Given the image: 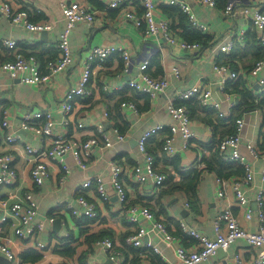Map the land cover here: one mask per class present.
<instances>
[{"label":"crops","instance_id":"0c3cea01","mask_svg":"<svg viewBox=\"0 0 264 264\" xmlns=\"http://www.w3.org/2000/svg\"><path fill=\"white\" fill-rule=\"evenodd\" d=\"M9 1L16 9H28L31 20L49 22L53 28L43 35L42 32H31L12 24L0 11V133L2 138L8 134L17 137L14 143H1L0 154L12 153L13 165L18 172L16 184L6 186L0 191V200L23 202L24 194L32 192L37 209V215L32 223L45 224L43 231L37 230L20 236L13 225L12 218L8 217L6 222L0 223V239L10 240L19 264H86L89 261L97 264H133L127 252L131 253L132 247L136 246L128 244L126 237L139 227H149L150 222L142 220L138 224H132L128 220L126 211L110 183L112 163L117 162L125 170L123 179L128 191L129 203L149 208L174 235V240L170 242L162 240L161 234L153 235L152 242L159 251L154 249L155 253L152 255L146 251L139 264H181L176 257V249L179 246H191L195 242L183 231L182 222L210 237L215 236L214 221L222 207L218 196L217 176L212 171L202 170L194 194L176 192L160 195L162 187L155 186L153 178L147 175L145 157L138 150V138L151 126L173 123L174 119L167 107L169 100L175 94L195 84L210 88L215 98L223 103L222 118L225 121L216 129L217 132L227 129L226 127L231 128L233 121L229 117L232 113L229 110V98L233 99L237 96L238 104L240 95L227 90L230 84L226 88L222 87L214 73V63H227L228 58L234 55V64L230 63L232 69L237 71L240 77L246 74L256 62L252 60L251 53H245L246 39L243 42H236L230 55L220 52L219 47L230 40L228 33L246 27L250 30L252 25L247 23L241 15L226 18L224 4L217 3L216 6L210 7L201 5L195 0H183L191 7L196 19L204 23L211 32L209 35L200 31L188 19L194 29L202 32L204 38H209V44L204 46L200 42L201 49L198 52H187L180 45V42L184 40L178 35L181 32L178 19L175 22L171 21L163 9L164 6L171 5L170 0H156L159 4L155 19L170 22L177 40L174 44L170 43L161 31L146 35L142 29L136 27L133 21L124 19L122 16L125 5L109 8L110 0H77L92 7L97 12L98 19L92 26L84 22H79L75 26L69 39L73 53L71 65L45 85L24 84L18 79H13L1 67L2 61L11 58V52L4 46L3 41L16 40L19 43V50L34 53L43 63L57 57L59 36L65 27L66 20L60 7L62 0ZM249 5L251 7L257 3L251 2ZM262 6L264 8V3ZM134 7L137 13H142L143 9L139 4ZM239 8L241 7H236V10ZM106 44L122 46L131 51L129 71L125 70L123 59L119 54H113L103 65L92 64V77L89 83L91 95L77 99L73 111L66 114L60 103L67 90L79 81L80 71L89 51L95 46ZM145 61H148L145 73L151 77H163L170 73L173 67L180 70V75L171 73L168 76V86L157 96L135 93L134 89L129 87V81L140 73V65ZM239 80L245 86L250 88L252 86L255 96V106L243 112L242 115L245 119V128L242 133L243 143L240 147L251 169L257 173L254 182L246 189L250 206L255 210L257 208L256 194L264 186L258 176L264 170V106L259 105L264 92H259V83L251 75L243 76ZM122 98L135 103L136 111L124 110L121 104L120 106L118 104L116 108L117 101ZM36 110L51 111L54 122L51 135L38 136L22 129L23 116ZM118 110L121 118L117 119L114 115ZM6 114L11 121L10 128H3L1 124ZM191 119L190 129L196 134L193 144L186 146L184 137L179 134L173 142L175 153L167 157L164 151L159 149L158 159H156L157 171L166 175L170 173L176 181H180L191 169L202 166L197 162L198 147L203 146L205 153L208 154L210 152L207 150L208 143L215 134L203 110L196 112ZM39 122L43 123L44 120L41 119ZM99 126H102L104 134L109 137L112 145L105 147L102 143L93 147L86 169L74 167L75 161L71 155H68L66 162L73 171L64 182H61L62 167L57 163H50L48 181L41 186L35 184L31 177L33 157L27 154L26 145L41 149L48 148L52 145L54 138L61 134L81 141L94 136L101 137L98 131ZM116 130L125 135L124 140L116 138ZM248 143L259 148L261 152L259 157L249 152L246 147ZM150 148H157V143L155 141L149 143L148 149ZM171 157L179 160L177 166L171 162ZM137 171L147 176L145 183L136 180ZM96 176L103 177L109 199L103 200L97 192L96 185L92 184L86 190V196L95 204L97 217L90 219L74 215L71 207L77 205L75 199L80 186L84 181ZM238 179L237 176L225 179L227 200L232 204V211L241 226L254 231L258 227L257 218L246 219V209L238 206L235 199L234 184ZM52 216L55 219L49 223L48 219ZM57 219L61 220L60 226L54 224ZM179 232L183 235L180 236ZM92 235H101V238L92 241ZM106 237L112 240L115 249L122 252L119 259H111L109 252L101 244L100 241ZM147 240L148 238H144V242ZM38 242L45 243L43 249H39ZM66 246H72L75 249L72 257L59 252ZM39 250L43 252L39 260L24 259V255L28 256L30 251L39 252ZM235 254H241L243 258L249 259L255 254V250L245 240L238 239L231 245L228 252L218 250L203 264H232L231 259ZM0 264L14 263L7 256L0 254Z\"/></svg>","mask_w":264,"mask_h":264},{"label":"built area","instance_id":"2783aa9c","mask_svg":"<svg viewBox=\"0 0 264 264\" xmlns=\"http://www.w3.org/2000/svg\"><path fill=\"white\" fill-rule=\"evenodd\" d=\"M201 5L214 7L217 5L218 0H195ZM257 3V5L251 6L250 3ZM171 5L178 6L183 12H185L192 25L200 31L211 35L209 28L199 22L192 13L191 7L179 0H170ZM264 0H228L224 8V14L226 18L241 15L247 23H250L258 32L259 39L264 44V8L262 4ZM139 4L142 7V13H137L134 5ZM158 1L156 0H110L108 2L109 8H117L125 5L123 18L134 22L136 27L142 29L146 35L154 34L161 31L170 43H176L175 34L172 31V27L169 21L161 20L156 21L155 12L157 10ZM62 15L66 20L65 27L60 32L58 41V55L55 59H50L45 68H42V63L39 61L34 53H24L19 50V43L16 40H5L3 44L11 52V58L2 61L1 67L4 71L9 73L13 79H18L24 84H37L45 85L50 82L55 76L63 73L72 63L73 53L70 49L69 39L74 31L75 26L79 22H84L88 26H92L98 19L97 12L92 7L82 4L77 0H62L61 4ZM236 7H241L236 10ZM241 9V12H240ZM0 11L7 17V19L16 26H21L26 30L35 33H41L44 31H51L53 26L49 22H35L30 18V12L26 8L16 9L9 0H0ZM248 28H241L238 31L228 33L229 41L219 47V51L230 55L235 47L236 42L245 41ZM237 37V38H236ZM181 47L189 51H199L201 44L198 42H180ZM119 54L124 62L125 70L129 71L131 63V51L128 48L122 46H115L113 44H106L93 47L84 61V65L80 71L79 81L71 86L63 100L60 103L62 110L68 114L73 111L75 102L79 98L88 97L91 95L89 83L92 77V64L98 63L103 65L113 55ZM148 66V61H145L140 65V73H138L133 79L129 81V87L134 89L138 93L150 94L157 96L161 92H164L169 84L168 76L172 73L177 76L180 75V70L177 67H173L170 73L167 75L154 78L145 73ZM264 57L257 60L253 67L242 76H252L257 79L260 86V93L264 92ZM214 73L218 77V82L223 88H226L228 84L237 82L240 78V74L233 70L229 63H214ZM252 89V86H251ZM196 98L201 106L209 109L217 110L220 115L222 113L223 103L215 98L212 90L208 87H202L199 84H195L188 87L179 93L175 94L168 103V111L174 122L168 125L157 124L147 128L138 138V150L145 157V169L147 175L152 177L155 186L164 185L167 175L160 173L156 169V158L154 155L148 152V143L162 130L168 128L170 130L169 135L165 136L162 150L168 156L175 153L173 145L177 135L181 134L186 142V146L193 144L192 141L196 139V134L190 129L192 124L191 114L187 106L179 104L182 101ZM237 105V96L233 99L229 98V110L233 111ZM121 107L124 110L136 111V104L131 101H123ZM232 114V113H231ZM231 116V115H230ZM229 116V117H230ZM223 117V116H222ZM41 119L44 122H39ZM235 133L227 136L219 143V148L222 153H228L226 156L227 162H238L245 167L244 176L239 177L234 184V194L237 205L246 209V219L251 220L256 217L258 220V227L252 231L241 226L238 218L232 211V204L227 200L226 192V180L223 178H217L218 182V196L222 203L220 211L216 214L214 221L215 236L210 237L205 233L189 227L185 223H181V227L187 236L193 238L195 242L191 246H179L176 249V257L181 264H203L210 256L217 253L218 250L228 252L231 245L238 239L245 240L249 246L255 250L249 259L243 258L241 254H235L232 257V264H264V186H262L255 197L256 209L253 210L250 206V198L247 194V187L251 185L257 173L251 169L246 157L241 153L240 147L243 143L242 133L245 128V119L243 116L235 119ZM3 128H10L11 121L6 114L2 121ZM54 122L52 121V113L49 110L41 111L36 110L26 113L23 116V122L21 127L23 130L29 131L38 136H47L52 134ZM98 131L101 137H90L84 141L74 140L65 136V134L57 135L53 143L48 148H37L32 145H26L25 150L28 155L33 157V166L31 168V177L36 185L41 186L48 181L49 178V165L50 163H57L62 167L61 182H64L66 178L73 171V168L67 164L66 158L71 155L75 161L76 168L86 169L88 167V161L92 156V149L95 146H99L103 143L105 147H110L112 142L109 137L103 132L102 126L98 127ZM264 131V125H263ZM116 138L118 140H124L125 135L115 131ZM19 137V136H18ZM17 139L16 136L8 134L2 138L0 133L1 143H14ZM249 152L255 156H260V150L252 143L246 145ZM206 150L203 146L199 145L197 151V162L203 158ZM14 155L10 152L0 154V191L6 186H12L16 184L18 180V172L13 165ZM125 170L122 165L117 162L112 163V172L110 175V183L120 201L123 205L128 220L132 224H138L142 220L150 222L149 227H139L131 232L126 237V242L136 247H153L156 251L159 249L152 242L151 237L153 235H162V240L172 241L174 235L169 231L166 224L156 216V214L149 208L129 203L128 191L124 183ZM136 180L138 182L145 183L147 176L141 174L139 171L135 173ZM260 181L264 184V170L261 171ZM95 184L99 196L103 200H108L109 195L103 183V177L96 176L93 179H88L80 186L79 193L76 197L77 205L72 206L71 210L76 216H83L86 218H96L98 213L95 204L86 196V190ZM0 223L6 222L10 217L12 218L13 225L15 226L17 233L20 236L31 234L35 231H43L45 228L44 223H32L37 215L36 204L32 192H26L23 197V202H16L11 200H0ZM54 217H49L48 222L52 223ZM144 238H148L144 242ZM110 254V258L117 260L122 255L120 250L115 249L113 242L110 238H104L100 241ZM39 249H43L45 243L38 242ZM0 254L7 256V258L14 264H19L16 260V252L10 245L9 239H0ZM86 264H97L94 261H89Z\"/></svg>","mask_w":264,"mask_h":264},{"label":"trees","instance_id":"16d2710c","mask_svg":"<svg viewBox=\"0 0 264 264\" xmlns=\"http://www.w3.org/2000/svg\"><path fill=\"white\" fill-rule=\"evenodd\" d=\"M227 2L228 0H218L219 4L226 5ZM163 9H164V12L168 15V18L171 19V21L175 22L178 19V22H179L178 27L181 29V32L178 35H180L185 42H198V43L201 42L204 46H207L209 44L208 43L209 38L207 37L204 38V34H202V32L194 29L190 25L189 20H188L189 19L188 15L185 12H183L178 6L176 5L164 6ZM245 44H246L245 53H251L252 60L257 61L264 57V44L261 43L258 32L253 26L250 27V30L247 33ZM233 58H234V55H231L228 58L227 63L234 64ZM49 60L50 59L42 63V68H45L46 63ZM222 62H225V61H222ZM240 78H243V76ZM230 85L231 86L227 85L228 86L227 90L232 93L235 92L240 95V101L236 105L235 109H233L234 111H232V114L230 116V120L233 121L231 128L226 127L227 129H223L222 131L217 132L216 129L220 126V124L221 123L224 124V121H225L224 118H222V116L217 110L208 109V108L201 106V103L196 98L189 99L187 101H182L179 103V104L187 106L190 113L192 114L191 117H193L196 112L203 110L208 118V122H210V124L214 128L215 134L212 136L211 141L208 143L207 150L210 152H208V154L205 153L203 158L200 160V162H198V164H202V166L201 167L198 166L195 169H191L186 174L183 173L184 175L180 181H176L175 178L170 173H168L167 180L164 183V185L159 186V187H162V189L159 192L160 195L166 194V193L174 194L176 192H180V193L183 192L188 195L194 194V192L197 189L200 178H201V174H202L201 172L202 170H206V169L214 172L217 178L229 179L234 176H237V177L244 176L245 167L238 162H227L226 156H228V153L226 152L222 153V151L219 148V143L227 136H230L235 133V123H234L235 119L237 117L242 116L243 112H245L246 110L253 108L255 106V96L253 93V89H251L248 86H245L244 83L242 84L240 80L233 84L230 83ZM147 99H148V96H147ZM125 100L126 99L124 98L118 100L116 108L118 107V104L120 106V104ZM259 105L264 106V94L261 98ZM114 117L117 119L121 118L119 110L117 111L116 115H114ZM169 133H170L169 129H164L163 131H161L158 135H155L149 141V143H151L152 141H155L157 143L158 149L157 148H150V150L148 149V152L154 155L156 159H158L157 156L159 155V149L162 150L165 136L169 135ZM165 155L168 157L167 154ZM165 155H163V157H166ZM171 162L175 164L176 166L179 164V160L175 157L172 158ZM164 186L166 188H163ZM179 235L182 236L183 233L179 232ZM91 237H92L91 238L92 241H96L97 239L101 238V235H92ZM66 241L68 240L66 239ZM132 248H133V251L131 253L127 252V256L131 257L133 264L141 263V257L145 255L146 251H149L151 255L152 253H155L153 247H132ZM59 252L62 255H68L72 257L75 253V249L72 246H66L65 249ZM42 253H43L42 250L41 251L39 250V252L30 251V253H28V256L30 257L28 258L27 255H24V259L25 260L30 259L32 261H37L42 257L43 255Z\"/></svg>","mask_w":264,"mask_h":264},{"label":"water","instance_id":"95a60500","mask_svg":"<svg viewBox=\"0 0 264 264\" xmlns=\"http://www.w3.org/2000/svg\"><path fill=\"white\" fill-rule=\"evenodd\" d=\"M45 33H46V31L42 32V35L45 34ZM54 224L60 226L61 220L60 219H57Z\"/></svg>","mask_w":264,"mask_h":264}]
</instances>
